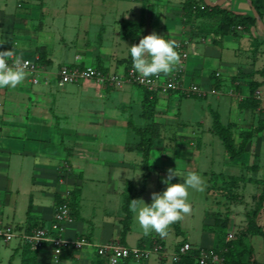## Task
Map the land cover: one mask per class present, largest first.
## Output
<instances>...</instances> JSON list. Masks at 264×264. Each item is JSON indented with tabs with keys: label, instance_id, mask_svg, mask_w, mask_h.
<instances>
[{
	"label": "crops",
	"instance_id": "1",
	"mask_svg": "<svg viewBox=\"0 0 264 264\" xmlns=\"http://www.w3.org/2000/svg\"><path fill=\"white\" fill-rule=\"evenodd\" d=\"M148 1L82 0L87 4V10L78 13L76 38L70 41V46L61 39V45L56 49L48 43L38 45V37L44 33V21L48 17L46 0H0V42H4L0 44V51L14 50L17 55L23 54L24 58H33L38 56V49L43 47L48 61L42 64L47 72L41 77L40 83L32 84L27 76L15 89H0L2 223L25 232L27 228L32 232L39 227H48L66 192L71 193L78 187V214L65 224L62 233L64 238L72 240L84 236L96 244L120 241L131 247L149 246L156 241L166 252L161 256L152 255L141 261L128 260L121 264H173L175 245L182 238L194 248L215 249L217 246L213 234L201 231L198 242L195 241L190 229L184 227V218L178 221L181 230L179 238L176 223H173L174 229L170 226L167 235L162 237L154 231L145 235L135 220V214L131 212L130 229L122 238V220L125 215L122 207L128 186L133 199H143L150 205L151 194L161 193L165 184L160 180L166 178L168 169H176L179 173L171 183H175L184 170L192 171L176 164L178 155H172L168 149L175 141L162 136L167 128H180L181 122L177 115L182 113L183 99L192 101L187 102L185 114L182 113L187 118L188 125H184L191 127L189 136L197 138L200 145L204 131L203 120L195 118L199 113L196 100L207 104L208 108L202 116L205 118L207 113L210 114L209 135L217 136L212 126L213 112L218 113L221 122L229 127L237 144L241 142L243 132H253L246 152L239 159L231 160L224 148L223 161L227 170L218 174L238 179L232 188L238 200L230 205L229 216L234 228L246 219L248 211L254 209L264 184V129L257 132L264 123L262 32L256 26L240 27L233 34L223 37L193 32L190 27L195 22L209 26L215 23V19H197L185 24L182 5L181 20L175 21V13L167 0L163 2L166 4L163 9L165 22L156 30L153 22L147 32L144 18L153 15L155 21V17H158V9L150 12L153 8L149 7V4L154 3L156 9V2ZM261 2L264 20V0ZM222 6L237 14L252 15L248 0H226ZM153 32L166 40L180 39L187 43L189 54L184 62L182 82L185 86H199L207 92L205 95L182 97L178 92L170 95L155 93V100L152 101L155 112L153 115L148 114L149 119L146 120L142 109L145 99L143 88L126 84L121 88L110 89L91 80L77 84H61L57 81L55 73L62 65H94L109 74L126 72L129 69H126L129 48L124 44L132 39L138 44L142 37ZM254 41L258 43L256 48ZM72 47L74 54L70 57ZM56 58H60V61L67 58L68 61L59 62L54 68ZM215 82L217 87L214 86ZM251 84H258L256 107L245 104L250 96ZM211 90L217 94L211 93ZM203 109L201 107L200 111ZM147 122L159 125L161 136L152 142L149 161L154 158L156 149L159 156L155 157L152 164L155 170L145 182L141 166L144 163L143 156L136 145L139 142L137 132ZM129 123L137 129L136 132L132 131ZM121 132L126 133L125 138L120 136ZM129 133L134 137L133 141L129 139ZM209 135L207 141L210 140ZM254 165L257 166L255 169L252 168ZM138 170L142 176L130 178ZM102 184L106 186L103 191ZM86 205L89 207L86 208ZM172 231L176 240L169 250L167 237ZM249 240L258 262H264L261 259L264 252L263 238L255 235ZM12 241H15V245L9 264H106L104 258L96 255L91 248L67 250L60 262L54 263L49 245L38 250L30 249L31 253L18 240ZM12 241H0V249L1 246H9Z\"/></svg>",
	"mask_w": 264,
	"mask_h": 264
},
{
	"label": "rangeland",
	"instance_id": "2",
	"mask_svg": "<svg viewBox=\"0 0 264 264\" xmlns=\"http://www.w3.org/2000/svg\"><path fill=\"white\" fill-rule=\"evenodd\" d=\"M48 3V17L45 19V24L46 27L43 30L44 33L40 34L38 39L39 44L42 45L44 43H48L54 47L60 46L61 44V39H64L67 44L70 46V41L76 38V28L77 26V21H78V13L81 12L82 10H87L85 6H87L86 3H83L82 0H46ZM156 2V9H154V3L149 4V7L153 8L150 10V12H154L157 9V16H147L144 18V25L146 26V31L148 32L151 29L152 23L154 22V27L155 30L163 25L165 20H163V16L165 14V11L163 10L164 7H166V4L163 2H166L165 0H150L148 2ZM170 3V7L173 8L174 11V19L175 21L181 20V12H182V5L185 0H167ZM147 2V3H148ZM163 4V5H162ZM142 28L141 26H139ZM200 28H203V26L199 22H195L193 26L190 27V30L196 33H201L199 30ZM166 32V30H165ZM202 34V33H201ZM146 35V34H145ZM164 35V34H163ZM166 35V33H165ZM169 38V36H167ZM170 38H175L173 36H170ZM176 39V38H175ZM177 44L178 43H183L185 41H181L180 39H176ZM137 44L136 40L132 39L131 42L124 44V46H127V49L129 50V55H128V61H127V67L128 68H133V63H132V58L130 55V47ZM127 50V51H128ZM74 54V49L72 47V50L70 51V57H73ZM57 62L54 64V68L57 67V64L59 62H66L68 61L67 58L62 61H60V58H56ZM127 58L124 59V61ZM175 71V70H174ZM173 71V72H174ZM114 74H119L118 72H113ZM172 75V74H171ZM171 75H163L161 74L160 76H157L160 79H168L170 78ZM105 88H110V89H117L121 88L120 87H114V86H104ZM140 87V86H137ZM142 88V87H140ZM177 92H168L166 94H174ZM179 93V92H178ZM158 94V93H157ZM182 97H199L197 95L193 94H181ZM263 95H264V89H263ZM182 106L180 109V113L185 114V109L187 108L188 101L192 102L190 99H183L182 100ZM199 108L197 109V113L195 118L199 120H203V133L201 137L203 138V142L201 145L198 143L197 138H190L189 134L191 127L190 126H185L188 125L186 123V116H183L182 113L177 115L178 120L181 122L180 128L177 126V129L175 130H170L166 129L163 132V135L167 139H172L175 142L171 144L170 149L172 151V155H178V159L176 160V164L182 169H192V171L198 173L201 175L204 180L206 181V187L203 192H197L194 190H189L190 195L188 197V201L191 205V212L189 214H186L183 220L184 227L189 228L190 232L192 234V239L198 242L199 235L201 231L204 232H209L213 234L215 237L216 246H222L227 242L226 238L229 233L231 232H237V236L245 232L248 228V220L247 216L246 219H243L237 227H233L234 224L231 223L230 221V213H231V208L230 205L232 204L233 201L238 200L237 196L235 195L233 189L231 188L233 186V180H231L233 177H224L221 174H218L219 172L225 171V164H224V156H225V151L224 147L221 143V140L215 136L208 133V125L211 123V117L210 114L207 113L206 117L202 116L207 110V104L205 101H200L196 100L195 101ZM203 107V111H200V108ZM143 113H145V118L146 120L149 119V115H153L155 112V105L151 102V104H147V102L144 104ZM179 112V111H178ZM174 113H177V110L174 111ZM184 122V123H182ZM150 124L149 122L145 123L144 126H147ZM185 124V125H184ZM140 127V132H143L146 127ZM125 132H121L120 136L125 138ZM139 135V133H138ZM185 135V136H184ZM210 140L207 141V138ZM188 138H187V137ZM129 139L133 141V136L131 133L128 135ZM181 153V154H180ZM154 158L150 161H148L149 169H144V163H142V168L144 170V180L146 182L148 176L155 170V166L152 164L155 162V157L159 156V151L158 149L155 150L154 152ZM192 167V168H191ZM225 169V170H224ZM187 171H183V173L180 175V178L175 180V183H183L184 179L187 175ZM220 175L222 176L221 178H217L216 176ZM182 177V178H181ZM156 181V180H155ZM162 181V180H160ZM231 181V182H230ZM173 183V184H175ZM232 183V184H231ZM106 188L105 184L101 185V190L103 191ZM167 188V185L165 184L162 186V190L160 191L163 193ZM102 197V196H101ZM88 205H86L87 208ZM89 207V206H88ZM248 211L247 213H249ZM260 218L259 222L261 225L264 227V214ZM180 222V221H179ZM172 228L174 229V224L171 225ZM178 236V235H177ZM255 236V235H253ZM253 236H249L248 238L250 239ZM180 236H178L179 238ZM159 238V237H157ZM155 238V239H157ZM262 239V237L260 236ZM146 239H149L146 237ZM248 239V240H249ZM158 240V239H157ZM161 240V238H160ZM176 238L174 235V232L172 231V234L167 237V244L169 246V250L173 247V244L175 242ZM184 243H189L187 240L178 239L176 245H175V254L180 246ZM228 243V242H227ZM230 243V242H229ZM228 243V244H229ZM249 244L250 240H249ZM15 245V241H12V243L9 246H1L0 249V264H9V261L11 259V253H13V247ZM192 246V244H191ZM253 247V246H252ZM256 258V255H255ZM261 259L264 261V252L261 254ZM170 260V259H169ZM257 260V258H256ZM258 261V260H257ZM170 262V261H169ZM173 264H176L178 260L175 259V256H173L172 259ZM170 264V263H169ZM260 264H264V262H260Z\"/></svg>",
	"mask_w": 264,
	"mask_h": 264
},
{
	"label": "built area",
	"instance_id": "3",
	"mask_svg": "<svg viewBox=\"0 0 264 264\" xmlns=\"http://www.w3.org/2000/svg\"><path fill=\"white\" fill-rule=\"evenodd\" d=\"M186 42L178 43L176 49L181 54V64L176 68L168 79H160L157 76L142 79L133 68L119 74L105 73L94 65H62L55 76L61 84H77L84 80H91L99 85L120 87L123 85H135L147 89L153 93L179 92L181 94H193L203 96L207 92L197 85L185 86L182 82L184 73V62L188 58ZM29 61L28 77L32 84H38L41 77L46 75V67L39 62V57L24 58ZM11 64V61H9ZM217 94L215 90L210 91ZM257 95V94H256ZM258 97V95H257ZM70 192H66L63 202L57 207L53 220L48 227H39L32 232H25L13 225L4 224L0 221V241L10 242L18 240L23 245H27L32 250H38L45 245H49L52 250V260L59 263L64 252L67 250L79 251L84 248H91L96 255L104 258L106 264H121L124 261L135 260L141 261L152 255L166 254L164 247L158 242L152 245L127 246L120 241H108L96 244L84 236L69 240L63 237L65 224L74 220L69 202ZM237 232L228 234L226 240L231 242L236 240ZM197 249L198 264H226V254L228 247L220 250L212 248L197 247L194 248L189 243H184L174 254L176 260L189 254L192 250Z\"/></svg>",
	"mask_w": 264,
	"mask_h": 264
},
{
	"label": "trees",
	"instance_id": "4",
	"mask_svg": "<svg viewBox=\"0 0 264 264\" xmlns=\"http://www.w3.org/2000/svg\"><path fill=\"white\" fill-rule=\"evenodd\" d=\"M253 6L258 11L263 23V12H262V2L261 0H251ZM183 23L191 24L195 22L197 19H215V23L209 26H203L200 28L201 33L212 34L215 37H223L226 35L233 34L237 28L240 27H249L256 26L264 33L257 23L256 18L252 15L247 14H237L234 13L223 6L220 7H209L205 4L204 0H185L183 4ZM264 42V39H263ZM257 41H254V48L257 47ZM38 57L39 62L41 64H46L48 61L46 60V55L44 48L41 47L38 49ZM264 74V70L261 71ZM215 87L218 86L217 82L214 84ZM258 84H251L250 86V96L246 99L245 104L256 107L258 105V101L256 100V90ZM145 92L144 104L147 102L155 100V93L148 91L143 88ZM151 98V100H150ZM213 130L221 140L222 145L224 146L226 152L228 153L231 160L239 159L243 153L247 150V144L251 139L253 132H243L241 134V142L239 144L236 143V140L233 137L232 131L228 126H225L220 119L218 113L213 112ZM132 131H137V129L129 123ZM264 129V123H262L257 132H261ZM139 133V142L136 145V149H138L143 156L144 161V169H149L148 161L150 156V151L152 147V142L154 139H157L161 136L160 127L154 122L148 124L143 132ZM257 166H252L255 169ZM217 178H221L222 176L217 175ZM223 178V177H222ZM233 185L238 179L232 178ZM231 182V181H230ZM231 183V184H232ZM233 188V186L231 187ZM79 197H80V189L75 187L69 196V204L72 211V216L75 218L78 214L79 207ZM133 199V195L130 193V186H128V193L124 196V204L122 207V211L125 214L122 220L123 223V232L122 238L128 233L131 224V216L132 213L129 210V203ZM63 202L61 200L59 205ZM264 214V184L262 187V191L258 197L256 205L253 210H251L247 214L248 220V228L245 232L237 236L236 240L231 241L229 244L225 242L222 246H217L215 249L220 250L224 247H228V253L226 254V264H260L255 258V251L251 244H249V236L259 235L263 238L264 241V227L260 224V216ZM177 235L181 234V230L179 228V222L175 224ZM20 229V228H19ZM27 232H30L29 228L26 229ZM151 245V244H150ZM149 245V246H150ZM26 251L31 252L30 247L27 245L23 246ZM67 252V251H66ZM65 252V253H66ZM32 253V252H31ZM64 253V254H65ZM63 254V255H64ZM198 250L194 249L189 254L184 255L176 264H198L197 262Z\"/></svg>",
	"mask_w": 264,
	"mask_h": 264
},
{
	"label": "clouds",
	"instance_id": "5",
	"mask_svg": "<svg viewBox=\"0 0 264 264\" xmlns=\"http://www.w3.org/2000/svg\"><path fill=\"white\" fill-rule=\"evenodd\" d=\"M178 47L176 41L166 40L156 32L142 37L138 44L130 47L134 71L144 80L161 74L171 75L181 64V54L176 50ZM28 69L29 61L24 59L23 54L17 55L14 50L0 51V89L17 88L27 78ZM140 176L142 173L138 170L130 178ZM176 176H179L176 169L167 170L166 178L162 179L167 188L163 193L153 192L150 205L143 199L130 201L129 210L135 214V220L145 235L154 231L162 237L166 236L173 223L182 220L184 215L191 212L189 190H205L206 181L194 171L187 173L183 183H171Z\"/></svg>",
	"mask_w": 264,
	"mask_h": 264
},
{
	"label": "water",
	"instance_id": "6",
	"mask_svg": "<svg viewBox=\"0 0 264 264\" xmlns=\"http://www.w3.org/2000/svg\"><path fill=\"white\" fill-rule=\"evenodd\" d=\"M226 0H216V1H212V0H204L205 4L211 8L213 7H220L225 3ZM249 4L251 6V10H252V14L253 16L256 18L257 23L259 24L260 28L262 29L263 33H264V23L258 13V11L256 10V8L253 6L252 1L248 0Z\"/></svg>",
	"mask_w": 264,
	"mask_h": 264
}]
</instances>
